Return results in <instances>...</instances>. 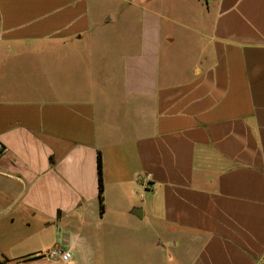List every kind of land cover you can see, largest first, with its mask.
Masks as SVG:
<instances>
[{
	"label": "crops",
	"instance_id": "crops-1",
	"mask_svg": "<svg viewBox=\"0 0 264 264\" xmlns=\"http://www.w3.org/2000/svg\"><path fill=\"white\" fill-rule=\"evenodd\" d=\"M98 255L264 264V0H0V264Z\"/></svg>",
	"mask_w": 264,
	"mask_h": 264
},
{
	"label": "trees",
	"instance_id": "trees-1",
	"mask_svg": "<svg viewBox=\"0 0 264 264\" xmlns=\"http://www.w3.org/2000/svg\"><path fill=\"white\" fill-rule=\"evenodd\" d=\"M97 167H98V177H99V201H100V210L101 214L104 213V180H103V162L102 156L99 153L97 157ZM46 255L39 256L45 257Z\"/></svg>",
	"mask_w": 264,
	"mask_h": 264
},
{
	"label": "built area",
	"instance_id": "built-area-1",
	"mask_svg": "<svg viewBox=\"0 0 264 264\" xmlns=\"http://www.w3.org/2000/svg\"><path fill=\"white\" fill-rule=\"evenodd\" d=\"M46 256L52 259L60 260L64 263H68L72 260V253L70 251H65L61 247L52 248Z\"/></svg>",
	"mask_w": 264,
	"mask_h": 264
},
{
	"label": "rangeland",
	"instance_id": "rangeland-1",
	"mask_svg": "<svg viewBox=\"0 0 264 264\" xmlns=\"http://www.w3.org/2000/svg\"><path fill=\"white\" fill-rule=\"evenodd\" d=\"M97 257H98V264H99V259H101V256L98 255ZM100 264H101V262H100Z\"/></svg>",
	"mask_w": 264,
	"mask_h": 264
}]
</instances>
